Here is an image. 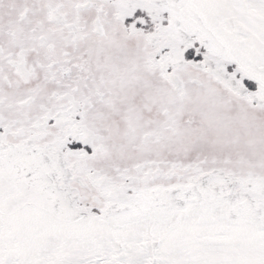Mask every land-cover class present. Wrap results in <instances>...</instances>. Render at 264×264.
Listing matches in <instances>:
<instances>
[{
    "label": "snow or ice",
    "instance_id": "obj_1",
    "mask_svg": "<svg viewBox=\"0 0 264 264\" xmlns=\"http://www.w3.org/2000/svg\"><path fill=\"white\" fill-rule=\"evenodd\" d=\"M0 264H264V0H0Z\"/></svg>",
    "mask_w": 264,
    "mask_h": 264
}]
</instances>
